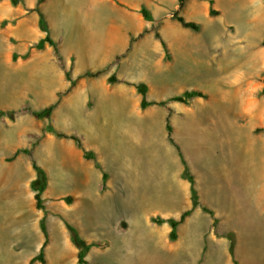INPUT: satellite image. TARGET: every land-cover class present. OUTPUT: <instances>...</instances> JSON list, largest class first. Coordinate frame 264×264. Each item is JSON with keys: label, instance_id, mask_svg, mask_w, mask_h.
Masks as SVG:
<instances>
[{"label": "rangeland", "instance_id": "1", "mask_svg": "<svg viewBox=\"0 0 264 264\" xmlns=\"http://www.w3.org/2000/svg\"><path fill=\"white\" fill-rule=\"evenodd\" d=\"M111 1L130 13L126 42L98 68L76 72L79 54L88 59L82 5L103 15L113 14L110 5L0 0V110L17 117L0 122V144L32 128L33 138L20 141L30 154L18 161L35 160L47 175L44 208L0 201V264H78L67 225L100 244L88 264H264V0H185L182 7L178 0ZM47 34L54 44L39 47ZM46 47L54 67L34 69L33 80L31 60ZM85 72L97 74L79 77ZM139 84L147 100L165 104L141 107ZM190 90L205 96L171 99ZM51 105L50 118L33 116ZM57 132L77 135L82 147ZM182 159L194 177L196 207ZM3 167L0 161V181L29 176ZM187 210L171 239L167 220ZM43 245V261L31 263Z\"/></svg>", "mask_w": 264, "mask_h": 264}, {"label": "crops", "instance_id": "2", "mask_svg": "<svg viewBox=\"0 0 264 264\" xmlns=\"http://www.w3.org/2000/svg\"><path fill=\"white\" fill-rule=\"evenodd\" d=\"M103 1L107 5H110L111 11L113 14L103 15L99 12L96 6L93 4L82 5V29L85 31L81 33V37H84L83 42L86 48V55L88 59H85L84 55L79 54V58L76 64V72L84 70L85 68L96 69L101 66L102 63L106 62L113 54L117 53L120 48L126 42V33L125 31L130 28L131 22L129 21V12L125 9L118 7L111 0H99ZM129 5H133L137 0H123ZM34 12V11H32ZM31 12V13H32ZM39 19V18H38ZM103 19V20H102ZM108 20V21H107ZM151 20V19H150ZM112 41V42H111ZM47 52L41 57H34L32 61V79L38 80L34 69L40 68L42 73H51V68L54 67V59L51 57L48 47H46ZM97 50V53L94 54ZM85 51V50H84ZM86 56V57H87ZM90 60L94 66L86 65V61ZM35 65V66H34ZM77 74V73H76ZM81 75V74H80ZM55 90V89H53ZM52 90V91H53ZM15 117L13 120L8 121L6 118H0V122L7 126L8 124H13L16 120ZM90 121V118H87ZM88 121V122H89ZM89 122L88 124H90ZM25 132L26 135H25ZM23 133L20 131L16 133V137L19 136L22 140L9 139L4 137L5 142L0 144V161L8 167H3L4 169L11 172H19L22 174V171H28L29 176L27 179L23 180V176L20 175L13 180L8 179L7 181H0V201H35L34 191L31 188V182L36 177L33 176V173L30 170L32 166V161L27 158L30 162V166L27 165L26 159L19 160L18 157L22 156L23 152H19L15 155L16 151L22 149L25 144L20 141H30L33 138L34 131L32 128H26ZM38 133V130L36 131ZM25 135V137H24ZM1 141V140H0ZM12 157V160H7V158ZM23 169H22V168ZM33 168V166H32ZM27 171L25 173H27ZM35 171V170H34ZM36 173V172H35ZM24 174V173H23Z\"/></svg>", "mask_w": 264, "mask_h": 264}, {"label": "trees", "instance_id": "3", "mask_svg": "<svg viewBox=\"0 0 264 264\" xmlns=\"http://www.w3.org/2000/svg\"><path fill=\"white\" fill-rule=\"evenodd\" d=\"M17 0H12L13 3H16ZM185 0H178L179 2V6L182 7L183 3ZM141 13L144 16L145 19L150 20L151 14L149 12V10L146 7H142L141 8ZM40 14V26L44 31H47V27L45 25V18L42 12L39 11ZM175 18L185 27L191 28L192 30H199V25L193 21H186L184 19V17L178 15L177 13L174 14ZM157 37H160L159 33L156 34ZM44 42H48L50 44H54L53 41L51 40V38L49 37V35L47 34L45 36V38L43 40H41L38 44L39 47H41L43 45ZM263 45H264V39H263ZM162 44L165 46L164 41H162ZM96 72H85L81 75H79V77H84V76H93L96 75ZM115 77H111L110 81H115ZM138 92L142 95V99H141V107L145 108L149 105L152 104H165V100H161V101H149L146 98V88L144 85L139 84L136 86ZM262 93L264 94V87L262 89ZM205 93L201 90H190V91H186L181 95H177L172 97V100L175 101H179V102H183L186 103L188 102L190 99L194 98V97H204ZM53 111V105L48 106L42 110L39 111H33L32 114L34 117L39 118V119H48L51 117ZM16 115L15 110H0V118L7 116L10 119H14ZM166 129L168 132V136L169 139L171 140V142H173V138H172V126L169 122H167L166 124ZM58 136H63V137H68L71 138L73 140H75L78 145L80 147H82V143L80 138L75 135V134H65V133H60L57 132ZM19 152H24L25 154H30V149L28 148H22L16 151L15 155H17ZM84 152V157L87 159H95V155L93 152L88 151L83 149ZM182 163H183V172H182V176L184 178H187L190 182V190H191V200H192V206L196 207L198 205V193L197 190L194 186V177L193 175L190 173L189 171V167L187 166L186 162L182 159ZM32 166L33 169L36 172V177L32 180L31 182V188L34 191V198H35V203L37 208H44V203H43V192L45 191L46 187H47V175L45 170L39 166L37 164V162L35 160L32 161ZM107 179V174L104 173L103 174V180L105 181ZM190 213V210H187L185 212H183L180 216L179 219H175V218H169L167 221L169 222L170 226H171V230L169 233V236L171 239H175L177 237V228L180 222H182L185 217ZM41 226H42V230L44 232V234L46 235V229H45V225H44V220L41 222ZM69 233H70V238L71 241L73 242V244L76 246L78 252H77V262L78 264H88L86 256L89 252V250L93 247V246H99V243H95V242H87L86 240H84L83 238H81V236L78 234V232L70 225H67ZM43 247L41 248V251L39 253V255L33 257L31 259V263L34 262L35 260H41L43 261ZM231 253H233V246H231Z\"/></svg>", "mask_w": 264, "mask_h": 264}, {"label": "bare ground", "instance_id": "4", "mask_svg": "<svg viewBox=\"0 0 264 264\" xmlns=\"http://www.w3.org/2000/svg\"><path fill=\"white\" fill-rule=\"evenodd\" d=\"M82 3V2H81ZM71 10V9H70ZM80 14H81V12H80ZM65 19L66 20H64V21H68L69 20V18H68V16L67 17H65ZM71 19V18H70ZM78 19V18H77ZM71 23V22H70ZM66 25V24H65ZM67 26V25H66ZM112 42V41H111ZM185 62V61H184ZM196 62H198V61H196ZM182 64H179L180 66L182 65L183 66V62H181ZM199 63V62H198ZM194 64V63H193ZM192 64V65H193ZM181 66V67H182ZM132 69H134V70H138L139 69V66H137L136 64H132ZM184 78V77H183ZM126 146V145H125ZM127 148V147H126ZM123 150V149H122ZM127 150H128V148H127ZM169 165V164H168Z\"/></svg>", "mask_w": 264, "mask_h": 264}]
</instances>
